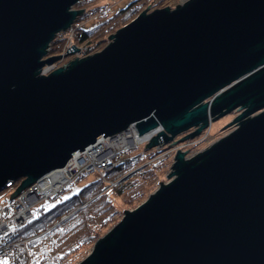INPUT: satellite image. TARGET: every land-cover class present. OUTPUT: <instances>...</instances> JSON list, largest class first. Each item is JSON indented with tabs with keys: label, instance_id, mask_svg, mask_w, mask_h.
<instances>
[{
	"label": "water",
	"instance_id": "95a60500",
	"mask_svg": "<svg viewBox=\"0 0 264 264\" xmlns=\"http://www.w3.org/2000/svg\"><path fill=\"white\" fill-rule=\"evenodd\" d=\"M79 1L0 0V190L24 177L14 199L99 139L162 128L149 150L236 113L209 147L177 150L169 181L79 264H264V0L144 10L100 51L43 74Z\"/></svg>",
	"mask_w": 264,
	"mask_h": 264
},
{
	"label": "trees",
	"instance_id": "16d2710c",
	"mask_svg": "<svg viewBox=\"0 0 264 264\" xmlns=\"http://www.w3.org/2000/svg\"><path fill=\"white\" fill-rule=\"evenodd\" d=\"M96 1L99 0H81L75 7L82 9ZM165 1L132 0L116 12L99 15L100 22L93 26L85 28L82 24L79 28L74 27L73 42L77 46L85 44L87 53H89L98 46L100 37L111 36L117 29L141 13L144 3L159 6ZM104 7H107L106 4L88 8L83 14L76 17L75 22L84 23L85 18L89 17L93 11L96 13L99 8ZM55 42L57 41L50 44L53 45V48L51 47L49 51H58ZM155 155L144 153L142 159L139 158L142 156L140 154L123 161H117L112 170L87 185L85 184L77 194L70 195L46 208L45 205L34 206L32 220L23 226L19 233L20 237L29 238V246L34 249L30 264H73L81 250L93 245L100 237L101 231L111 226L110 224L114 221L113 215L116 214L114 204L134 205L133 202L140 200L143 196L141 189L134 192L131 200H128L126 194L133 190L134 185L140 180H148L153 176V169L161 170L164 162H168L165 157L157 161L152 160ZM144 159L154 162L149 168L142 165L138 169L131 170L134 164L137 162L141 164ZM167 165L169 167L170 162ZM109 182H113V186L110 188H108ZM20 184L19 182H10L9 188L5 187L0 191V200L5 198L7 202L10 193ZM104 188L113 192V201H111V197H108V194L97 196ZM65 189L66 187L62 192ZM53 198L54 196L47 202L52 201Z\"/></svg>",
	"mask_w": 264,
	"mask_h": 264
},
{
	"label": "rangeland",
	"instance_id": "374dc122",
	"mask_svg": "<svg viewBox=\"0 0 264 264\" xmlns=\"http://www.w3.org/2000/svg\"><path fill=\"white\" fill-rule=\"evenodd\" d=\"M130 1H132V0H99L93 4H90L88 6H84L85 8L84 7H83L84 9L82 8L84 11L88 10V8L99 7L103 4H106L107 7L99 8L96 13L93 11L89 15V17L85 18L86 21L84 23L78 22V21L75 22L76 21L75 20L71 24V26L68 27V30L63 32V36L65 39L62 41L58 40L57 42H55V44H57V45H60V43H62V42L64 43L59 47L57 52H53L51 50L49 51V49L51 47L53 48V45L49 46L48 53L45 56V58H48L51 56H57V55H61V56H59L60 58L58 60H56L55 62H53L52 64L45 65L44 68L49 67L46 71L49 70V72H50V70H55L59 67H66L74 59H80V58H83V57H86L89 55L91 56L93 53L100 51L102 49V47H105L109 42V37L107 35L100 37V39L98 41L99 42L98 46L95 47V49H93L91 52L87 53V47L85 44H82L80 46H77L74 44L73 39H72L74 37V30H73L74 27L79 28L80 25L82 26V24H83V27H85V28L93 26L94 24L100 22L101 18L99 17V15H103V14L108 15L110 13L116 12L118 9L125 7L126 4L130 3ZM181 2H182L181 0H166L165 2H163V4H161L159 6L154 5L152 3H144L142 11L145 10V11L149 12V11H152L153 9H160V8L162 9L164 7H168V8L172 9V8L178 6ZM77 10H81L80 7H78ZM67 32H68V34L65 36V33H67ZM71 45H73L75 48H77L78 51L77 50H75L73 52L69 51L68 53L64 54ZM83 47H86L85 48L86 52L84 51ZM62 54H64V55H62ZM235 115H236V113H232L230 115L228 114V115H225V116H223L217 120H214V121H212L210 119L208 127L205 130H203V132L201 134H199V136H196L193 139H188V140L181 139V140H179L181 137H183L187 134L189 135V133L194 131V129H191L190 131L183 133V134H180L176 138L172 139L170 143L164 144L163 148L165 147L166 149L162 151V154H160V156H157V154H156L152 160L157 161V160L162 159V158L164 159V157H165V158H167L168 162H166V161L164 162V165L162 166L161 170L153 169L152 170L153 176L148 178V180H140L137 184L134 185V189L129 191V193L126 194V196H128V200H131V198L135 194L134 192H136L140 189L142 190L143 196L140 198V200L133 202V203H135L134 205H130V204L129 205L128 204L116 205V204H114V207H115L114 211H116V214L113 215L114 221L112 224H110L111 225L110 227L106 228V230L101 231L99 238H101L103 235H105L114 226V224H116L122 218V215H123L122 213H124V212H122L123 210L130 211V210L135 209L142 202H144L152 193H154V191H156L159 188V186H160L159 182L165 184L169 181L168 177H166V176L169 173H171L172 170H171L170 166L168 167L167 163L170 162V165H171V163L173 161V155H171L169 158V157L163 156L164 153L170 152L171 150H172L171 151L172 153H176V151L179 150L180 152L186 153L185 154L186 158H190V157L196 155L200 151L204 150L205 148L209 147L211 144H213L214 142L219 140L220 137L222 138L224 135H226L228 132H230L234 128V127H230V128L227 127L226 128V126H227L226 124L231 122L233 120V118L235 117ZM158 130L163 131L162 128H158ZM144 146H145V144L138 145L137 148H135V149L127 150L125 154H120V155L115 156V158L113 159V162L114 163L117 162V158H121V161H123L125 159H129L131 157H134V156H137L140 154L142 156H139V158L142 159L144 153H148L150 151V149L146 150L144 148ZM154 161H152V162H154ZM152 162L149 159L148 160L144 159L143 163L138 164V162H137L136 164H134L132 166V168L134 166L135 167H134V169L131 168V170L138 169L142 165H144V166L146 165L149 168L151 166ZM95 164L98 166L101 165L100 163H98V160H95ZM99 177H100V174L97 171L89 172L85 175V177H83L81 179L76 178L75 180H73V182L69 186H67L63 192L61 191L56 196H54L52 201L47 202V201H49V199L40 200L36 204V206L45 205V208L49 207L52 204H54L55 202H58L59 200L66 199V197H69L70 195H73L75 193L77 194V192L85 184L87 185V183H90ZM23 180H24V177L18 179L15 182L21 183V181H23ZM110 187L111 186H109L108 188H110ZM7 188H9V187H7ZM14 190L11 193H13ZM112 193H113L112 191L110 192V190L104 188L103 190L100 191V193H98L97 196L100 197V195L108 194V197L109 198L111 197V201H113L114 200V198H113L114 194H112ZM4 201H5V198L4 199L1 198L0 203H6V201L5 202ZM19 238H22V237L19 236ZM93 245H91L88 248H86V247L83 248L81 250L80 254H78L76 260L73 262V264H79V262H81L84 259V257H86L92 251ZM29 250H30L31 260H32L34 249H33V247L30 246ZM30 263H31V261H30Z\"/></svg>",
	"mask_w": 264,
	"mask_h": 264
},
{
	"label": "built area",
	"instance_id": "2783aa9c",
	"mask_svg": "<svg viewBox=\"0 0 264 264\" xmlns=\"http://www.w3.org/2000/svg\"><path fill=\"white\" fill-rule=\"evenodd\" d=\"M68 34L65 33V36ZM63 32L56 35L54 41H62L64 40ZM86 47H83L84 51L86 52ZM78 51V50H77ZM44 70V68H43ZM51 71V70H50ZM43 74H48V71H43ZM155 135V134H154ZM152 135V136H154ZM152 136H143L140 142H138L136 135L133 134V131L130 130L125 133H121L116 137L111 138H104L102 140H107V149L112 148L111 155L105 160V155H108L109 152L105 151L104 153H100L96 157L92 155H86L84 162L76 165L78 168L74 170L72 173V168L70 165L67 167L64 166L62 168L56 169V177L52 176L50 179L53 181L51 184L55 186L53 192L48 196L38 198L40 195V188L41 186L47 183L45 176L39 179L37 182L32 184L29 187L23 189L14 199L7 201L6 203H0V264H29L31 260L30 254V247L28 245L29 240L25 238H19V230L22 226L27 224L31 221L32 216V209L33 207L40 201V200H47L49 196L56 195L57 192H60L71 184L73 180L76 178H81L80 171H83L84 174L90 171H97L98 173H102L103 171L109 172L113 169L116 162H113L114 154L120 150H132L137 148L138 145L147 144ZM148 137V138H147ZM98 143L94 145V149L96 150V146ZM99 148V146H98ZM101 148V147H100ZM151 150H156L160 154L163 151V144L160 143L158 146ZM172 151V150H171ZM164 153L163 156L170 157L171 155L174 156L175 153L172 152ZM98 152H100L98 150ZM120 155V154H118ZM117 156V154H116ZM99 157V158H98ZM95 160H98V163L101 165L98 166L95 164ZM119 161V158H117ZM89 164V167L87 165ZM66 165V164H65ZM93 165L96 167H93ZM83 166V167H82ZM102 166V167H101ZM82 167V168H81ZM80 168V169H79ZM92 168V170L90 169ZM54 171V170H53ZM60 172V173H59ZM61 174V175H60ZM60 178V180H59ZM109 186H113L112 182L108 183ZM6 187H10L6 185ZM25 200L23 203L22 200Z\"/></svg>",
	"mask_w": 264,
	"mask_h": 264
},
{
	"label": "bare ground",
	"instance_id": "6f19581e",
	"mask_svg": "<svg viewBox=\"0 0 264 264\" xmlns=\"http://www.w3.org/2000/svg\"><path fill=\"white\" fill-rule=\"evenodd\" d=\"M181 1H183V0H181ZM62 44H64V43L62 42L60 45H56L55 47H57V48L59 49V47H60ZM48 68H49V67L44 68V70H42L41 72L46 71ZM158 132H160V131H159V130H156L155 132H153V133H152L151 135H149V136H152V135H154V134H156V133H158ZM106 141H107V140H105V142H104V140H102V139H99L98 141H96V143H98V145L96 146V150L94 149V145H95L96 143H94L93 145L87 146L83 151H81V152H77V153L73 154L65 166L67 167L68 165L71 164V166H70V167L72 168L71 172L73 173L74 170H75L76 168H78V166H77L76 164L79 163V161H80L79 164L83 163L84 160H85V158H87L86 155H89V154H90V155H92L93 157H96L97 155H99L100 153H104L105 151L109 152L108 155H105V160H107V158H108V157L111 155V153H112V148H110V149H107V148H106V146H107V142H106ZM161 143H162V142H161ZM98 146H99V148H98ZM100 147H101V148H100ZM98 150H99L100 152H98ZM104 150H105V151H104ZM125 153H126V150H120V151H117V152L114 154V158H115L116 154L118 155V154H125ZM149 153H152V154L155 155V154L158 153V151H156V150H152V151H150ZM119 161H121V158H119ZM87 167H89V164L87 165ZM93 167H95V166L93 165ZM95 168H96V167H95ZM90 169L92 170V168H90ZM55 171H56V170L51 171V172L47 173L46 175H44V176H45V179H46V181H47V183H45V185L41 186V188H40V195L38 196V198H42V197L48 196L49 194H51V193L53 192L55 186H53L54 184H51L53 181H52L50 178H51L52 176H55V175H56V172H55ZM80 172H81V175H83L82 177H85V175H86L87 173H89V172H86V173L84 174L83 171H80ZM90 172H92V171H90ZM59 173H60V172H59ZM105 173H107V172H106V171H103L101 174L104 175ZM60 175H61V174H60ZM55 177H56V176H55ZM59 180H60V178H59ZM63 189H64V188H63ZM58 193H60V190L57 192V194H58ZM51 197H52V196H49V198H51ZM19 200H22L23 203L25 202V200H23L22 198L19 199ZM31 211H32V210H31ZM20 229H21V228H20ZM20 229H18L19 232H20Z\"/></svg>",
	"mask_w": 264,
	"mask_h": 264
},
{
	"label": "clouds",
	"instance_id": "9594fccd",
	"mask_svg": "<svg viewBox=\"0 0 264 264\" xmlns=\"http://www.w3.org/2000/svg\"><path fill=\"white\" fill-rule=\"evenodd\" d=\"M160 143H161V142H160ZM160 143H159V144H160ZM163 146H164V145H163ZM165 149H166V148L164 147L163 150H165ZM150 150H151V149H150ZM158 155H159V154H157V156H158ZM174 155H175V154H174ZM173 157H174V156H173ZM172 162H173V161H172ZM112 183H113V182H112ZM12 199H13V198H12Z\"/></svg>",
	"mask_w": 264,
	"mask_h": 264
}]
</instances>
